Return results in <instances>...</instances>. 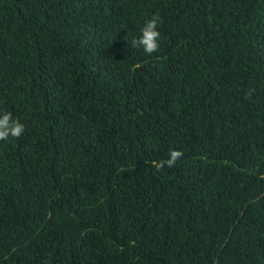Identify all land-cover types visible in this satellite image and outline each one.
<instances>
[{"label": "trees", "instance_id": "trees-1", "mask_svg": "<svg viewBox=\"0 0 264 264\" xmlns=\"http://www.w3.org/2000/svg\"><path fill=\"white\" fill-rule=\"evenodd\" d=\"M5 112L0 264H264V0H0Z\"/></svg>", "mask_w": 264, "mask_h": 264}, {"label": "clouds", "instance_id": "clouds-1", "mask_svg": "<svg viewBox=\"0 0 264 264\" xmlns=\"http://www.w3.org/2000/svg\"><path fill=\"white\" fill-rule=\"evenodd\" d=\"M163 23L162 18L158 13L152 15L151 19L147 20L144 27L141 29L139 38L131 41L133 48H142L143 51L149 55L155 53L160 48L161 34L158 31V26ZM25 131L24 125L11 112H5L0 116V141H6L10 136L13 138H20ZM183 152L178 150H171L167 159L154 161L153 166L157 170L165 167L172 168L177 161L183 157Z\"/></svg>", "mask_w": 264, "mask_h": 264}]
</instances>
